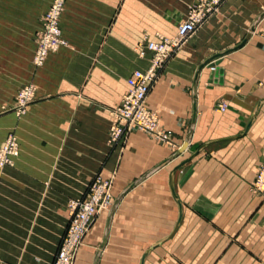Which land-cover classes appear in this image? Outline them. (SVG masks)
<instances>
[{
	"label": "crops",
	"instance_id": "obj_1",
	"mask_svg": "<svg viewBox=\"0 0 264 264\" xmlns=\"http://www.w3.org/2000/svg\"><path fill=\"white\" fill-rule=\"evenodd\" d=\"M195 1L66 0V45L34 68L51 0H0V146L18 142L0 169V264H51L66 203L95 176L111 204L73 264H264V198L248 191L264 163V0H222L160 70L144 106L170 145L134 129L106 142L126 78L148 66L137 45L174 37Z\"/></svg>",
	"mask_w": 264,
	"mask_h": 264
},
{
	"label": "built area",
	"instance_id": "obj_2",
	"mask_svg": "<svg viewBox=\"0 0 264 264\" xmlns=\"http://www.w3.org/2000/svg\"><path fill=\"white\" fill-rule=\"evenodd\" d=\"M66 0H51L47 10L41 16L35 33V51L31 60L34 68H39L47 54L65 46L60 36L59 18ZM222 0H196L186 13L185 19L175 28L173 38L157 36L154 41L141 42L136 47L142 57L148 52V66L145 70H133L125 80L127 90L119 104L109 110L111 123L107 131V144L119 145L125 134L134 129L150 135L154 140L170 145L169 133L160 130L154 112L144 106L145 98L154 84L160 70L177 51L179 46L212 14ZM34 85L28 83L20 88L14 98L12 109L21 112L33 98ZM220 111L224 106H218ZM18 155V142L8 134L0 146V169L11 167ZM250 192L264 196V163L256 171L250 185ZM111 204L110 183L95 176L87 185L82 198L69 199L66 203L67 223L59 238L51 264H73L83 239L98 215L107 210Z\"/></svg>",
	"mask_w": 264,
	"mask_h": 264
},
{
	"label": "water",
	"instance_id": "obj_3",
	"mask_svg": "<svg viewBox=\"0 0 264 264\" xmlns=\"http://www.w3.org/2000/svg\"><path fill=\"white\" fill-rule=\"evenodd\" d=\"M264 17V13L263 14H261L259 17H258V19H261V18H263ZM253 30V27H251L250 29H249V32H251ZM243 43H244V41L242 42V44H240V46L241 45H243ZM223 54H225V53H223ZM220 55H222V54H220ZM219 55V56H220ZM206 63H204V64H202V66H204ZM201 67H199L198 68V70H197V72L199 71V69H200ZM183 149H184V145L182 146V147H180V149H179V151L176 153V155H178L181 151H183ZM168 185H169V188L171 189V182H170V178H169V181H168ZM132 186H130L129 187V189L131 188ZM110 215V214H109ZM108 221H109V217L106 219V224H105V232H106V229H107V226H108ZM105 236L103 237V240L101 241V244L99 245V250L100 249H102V247L104 246V244H105ZM143 259V258H142ZM142 259H141V261H142Z\"/></svg>",
	"mask_w": 264,
	"mask_h": 264
},
{
	"label": "rangeland",
	"instance_id": "obj_4",
	"mask_svg": "<svg viewBox=\"0 0 264 264\" xmlns=\"http://www.w3.org/2000/svg\"><path fill=\"white\" fill-rule=\"evenodd\" d=\"M189 8V7H188ZM188 8H187V10H188ZM218 10H219V8L217 9V11L214 13V14H216L217 12H218ZM186 13H187V11H186ZM185 16H186V14H185ZM185 16H184V18L182 19V20H184L185 19ZM181 20V21H182ZM173 38V37H172ZM66 44V43H65ZM26 107H27V105L25 106V108H24V110L23 111H21V112H18V114H23L24 112H25V110H26ZM17 113V112H16ZM10 134H12V133H10ZM13 135V134H12ZM14 136V135H13ZM15 137V136H14ZM16 138V137H15ZM251 185V184H250ZM248 191H249V193L251 194V195H253V196H256V197H261V198H264V196H261V195H254V194H252L251 192H250V186H249V188H248ZM82 246H83V242H82ZM81 246V247H82ZM80 247V248H81ZM80 250V249H79ZM79 250H78V252H79ZM78 252H77V254H78Z\"/></svg>",
	"mask_w": 264,
	"mask_h": 264
}]
</instances>
